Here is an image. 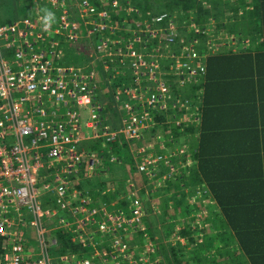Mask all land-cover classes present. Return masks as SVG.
Wrapping results in <instances>:
<instances>
[{"label":"built area","instance_id":"2783aa9c","mask_svg":"<svg viewBox=\"0 0 264 264\" xmlns=\"http://www.w3.org/2000/svg\"><path fill=\"white\" fill-rule=\"evenodd\" d=\"M101 1L102 4L105 0ZM109 1L111 7L116 6L115 0ZM26 2L29 16L0 22V237L7 241L0 264H90L89 259L75 252L60 251L53 236L58 230L69 234L74 246L84 244L83 235L99 238L93 245L94 255L107 248L110 259H125V264H144L145 259L128 260L132 253L128 243L124 242L127 233L140 234L144 242L142 254L148 257L145 264H154L151 240L141 230L142 206L135 196L134 183L128 184L125 194L129 202L128 214L122 209L89 206L81 192L71 189V178L82 162L94 168L102 161L97 154L81 148L80 143L85 139L112 142L118 135H123L128 142L141 141L151 126V113L164 109L171 97L170 84L163 76H174L179 84L201 79L206 56L217 51L218 46L206 44L209 31L204 29L195 31L205 35L202 49L199 38L180 37L179 30L183 28L176 25L173 15L167 13L153 19L160 25L167 23L163 26L165 34L156 35L150 24L139 22L135 23L134 29H127L131 41L125 42L121 48L123 52L118 51L121 37L102 41L101 36L93 46L95 52L109 53L111 60H120L118 53H123L133 60L132 63L129 61V66L134 83L140 80L141 85L147 84L142 90L136 84L127 89L121 87L114 99L123 101L120 102L122 126L109 129L103 124L102 110L94 95V71L70 64L63 66L59 57L63 55L62 44L90 40L95 33L113 32L117 26L104 22L105 11H97L89 0ZM65 3L75 5L86 15L95 14L97 18L92 27L81 28L78 35L65 34L73 25ZM43 10L53 14L54 10L60 11L58 20L53 19L47 29L41 19ZM193 28L196 27L190 22L187 29L192 31ZM154 39H157L156 43ZM132 41L136 47L131 46ZM175 41L182 51L175 53L178 59L172 57L174 63L167 70L149 62L150 59L145 63L139 56L137 48L140 47L147 51L156 47L160 54L165 49L174 52L176 49L171 48ZM179 102L175 100V104ZM185 115L190 117L185 119L183 116L184 123L196 120L192 115ZM136 148L143 153L151 150L142 146ZM171 156L173 154L166 155ZM166 157L161 149L153 158L149 154L141 155L136 165L138 173L146 174L149 170L153 173L160 162L168 165ZM110 162L114 159L110 158ZM174 170L170 168V173L164 177L177 172ZM52 203L56 208H51ZM55 210L61 215L52 224ZM85 226L92 227L88 234Z\"/></svg>","mask_w":264,"mask_h":264},{"label":"trees","instance_id":"16d2710c","mask_svg":"<svg viewBox=\"0 0 264 264\" xmlns=\"http://www.w3.org/2000/svg\"><path fill=\"white\" fill-rule=\"evenodd\" d=\"M89 1L97 11H105L104 22L108 25L132 27L133 22H139L150 24L156 35L165 34L163 26L167 23L160 25L153 19L167 13L178 17L176 25L183 28L179 30L182 38H199L204 44L205 35L194 34L187 27L192 22L196 29L210 33L209 20L215 22L217 30L226 29L229 37H239L235 44L221 42L216 52L206 56L201 79L179 84L172 80L174 77L163 76L170 84L171 97L164 109L151 113V126L144 136H151L149 142L156 140L152 142L154 149L162 148V153L180 158L181 165L175 164L177 172L167 175L159 192L150 193V197L161 204L156 210L161 223L167 221L168 226L176 220L181 227L177 234L182 238L167 247L163 264H185L184 259L190 260L189 264H264V0H233L230 4L227 0H115V7L103 0L107 3L104 8L99 5L101 0ZM9 3L18 5L21 16H29L26 0ZM236 4L242 7L240 16ZM216 5L232 7L226 8L224 17ZM95 34L89 42L92 47L101 36L118 39L122 34L128 37L130 32L102 30ZM180 46L176 42L171 49ZM114 64L121 66L118 60ZM124 65L126 72L115 76L113 89L135 86L133 77L127 75L131 73L129 63ZM176 99L180 101L177 104ZM96 100L101 98L97 96ZM111 104L108 100L106 111L115 113ZM187 110L196 119L191 124L182 121ZM177 118L179 124L175 123ZM123 140L105 143L101 153L107 158L109 149L118 160L124 157L136 170L129 153L130 142ZM169 169L160 162L158 177ZM153 186H148L150 192ZM125 190L128 186L125 189L124 183L114 191H105L104 205L109 210H125L129 205ZM191 197L195 198L193 203ZM144 211L155 216L151 203H146ZM53 236L61 252L77 250L69 234L58 230ZM149 238L152 241L153 237ZM190 245L191 250L186 251ZM6 247L7 241L0 237V257Z\"/></svg>","mask_w":264,"mask_h":264},{"label":"rangeland","instance_id":"374dc122","mask_svg":"<svg viewBox=\"0 0 264 264\" xmlns=\"http://www.w3.org/2000/svg\"><path fill=\"white\" fill-rule=\"evenodd\" d=\"M67 1V0H65ZM77 1V0H76ZM73 0V2H76ZM229 2H227L228 4L231 3V1L233 0H227ZM68 2H71V0H68ZM234 3V1H233ZM66 4V3H65ZM67 5V13L69 16V20L72 21L70 22L72 25L71 28H69L68 30H66L65 34L70 35L71 33H76L78 35V33L81 32V27L83 26L84 29L85 28H90L92 27V25L94 24V22L96 21L95 19L97 18L95 14L92 15H86L87 13L83 12L82 9L76 8L75 5ZM103 7V5H105L107 7V3L103 2L101 4ZM218 6L217 8H219L221 10V12H224V17H226L227 12H226V8L229 10L232 6L227 5L226 7L224 5H216ZM241 6V5H240ZM237 9H239V11L237 12L238 16L239 13H241V8L239 7V4H236ZM104 8V7H103ZM18 5L14 4V3H9V0H0V22L5 21V23L8 22H13V20L18 19V17H21V12L18 11ZM130 10V9H128ZM54 20H58V14L60 13L59 10H54ZM106 14V13H105ZM174 16V21L178 18L175 14H173ZM211 32L207 33L206 35V40L207 41V45H214V47L218 46L221 42L224 43H233L235 44L238 40L239 37H229V32L226 31V29H222L221 31L217 30L215 22H211ZM134 23V24H133ZM132 24L134 26L132 27H117V29L114 32H120L122 29H125L124 31H126L127 29H134L135 27V23L138 22H133ZM89 25V26H88ZM55 26V25H54ZM76 27V29H75ZM81 29V30H80ZM193 33L196 34V28L192 29ZM96 37V34L94 35V38ZM106 37H101L102 41H105ZM90 40H85L82 39L79 42H75L73 44L67 43V46H69V49H63L61 50L62 52V56L59 57V62L61 63V65L63 66H68L69 64H73L72 66L74 67H79V68H84V70L88 69V70H93L94 71V79H95V87H96V93H99L100 97H101V101H99L100 104V108L102 110L101 113V117L105 120V118H110L111 120L117 121V128H120V125L122 126V121L119 118L120 114V108H121V104L118 103L114 97H116L119 94V91L121 89L120 86H116L113 89V79L115 78L116 75L122 74L124 76L125 72H126V66L124 65L125 63H129V61L132 63L133 60H131L128 57H125V55H123V50H121V48H124L125 42L126 41H131L129 37H125L124 34H122L121 37V45L120 48L118 49V51H121L118 53V56L120 57V60L117 58L118 63L121 65L120 67H117L116 64H114V60H111V57L109 56V53H105L104 51H97L95 52L94 47H92L90 45ZM97 43V42H96ZM96 43H93V45H95ZM135 42L132 41L131 46L132 47H136L137 45L133 44ZM205 44V42H204ZM204 44L200 47L201 49L204 47ZM244 47V46H243ZM70 48H72L73 51L70 50ZM181 48V47H179ZM176 49L174 52H169L167 51V49H165V51L160 54L159 52L156 51V47L149 50V52L145 49H143L142 47L137 48L138 49V53L139 56H141V59L147 63V59H150V61L154 62L155 64H157L158 66L160 65L161 68L165 69L166 67L170 68L171 64L174 63V61L172 62V57H174V59H178V55H176L175 53H180L182 50L181 49ZM140 49V50H139ZM205 49L207 50V47H205ZM76 52V53H75ZM122 54V55H121ZM144 56V57H143ZM160 59H163L160 61ZM171 59V60H169ZM165 60V61H164ZM160 69V68H159ZM163 74V73H162ZM128 77H133L132 73L127 74ZM174 77V76H173ZM116 78H118L116 76ZM175 79H172L173 81H178V79L176 77H174ZM134 77H133V82H134ZM143 81L147 82V79H144ZM137 85L138 89L142 90V87L145 88L147 86L146 85H141L140 84V80L138 81V83H135ZM132 87V86H131ZM151 86H148V88H150ZM124 89H127V87H124ZM134 90V89H132ZM183 93V92H182ZM110 100L112 101L111 104V109L115 110V115L116 117L113 118L112 117V113L110 112L111 110L106 111V107L107 106V101ZM122 110V109H121ZM185 114H192L191 110H187ZM190 116H186L185 115V119L188 118ZM170 117L168 116L167 119H169ZM180 119H176L175 123L179 124ZM182 121H184V117L182 118ZM106 123V122H105ZM191 124V123H190ZM111 123L106 124V126H110ZM111 129V127H109ZM151 136L150 135H145L141 141H127L129 150H130V156H131V160L133 166L135 167L138 164L139 159L141 158V155L144 156V154H149L151 158H153L160 149H154V145L153 143L156 142V140L149 142V138ZM104 145V143L102 144ZM136 146H142V147H146L148 149V152H142V150H140L139 148H136ZM109 154L110 157L101 158L102 161L101 162H106L108 161L109 165L106 167V171L105 174L102 176L100 175L99 179L104 181L105 183L107 182H113L115 183V185H113L114 187H118L119 185H122L125 183V185H127L128 182H132L136 185L135 186V196L138 197L139 199V203L142 206V217H141V230L143 232H145L146 235H150L151 237H153L151 243H152V248L154 249V254H153V258L151 259V261L156 264V262H158L159 256H160V264H163L164 258L166 257L165 254H168L169 248H167L168 246H174L175 244H177L178 240L180 238H182L180 235H178V231L180 230V225L177 224L176 220H173L171 222H169V225L167 226V221L164 223H161V218L156 216V210H157V206L161 207V204L159 201H155L152 200L150 197V193L155 194L157 192H159L160 190V186H162V181L164 179H166L167 177H164L165 174L162 175V177H158V173H159V166L157 167L156 170H153L151 173L150 170L149 172L147 171L146 174L144 172H139L136 170H132L131 169V165L129 162H127V160L123 157V160L120 161L118 160V158H116V156L111 152H107ZM166 157V154L163 153ZM124 156V155H123ZM110 158L114 159V162H110ZM127 158V157H126ZM166 159H168V167L172 168L173 171L174 170V166L175 164L177 166L181 165L180 164V158L174 159V157H166ZM104 168V167H103ZM175 169L178 170V168L175 167ZM170 169L168 170L167 173L169 172ZM101 173V172H100ZM166 173V174H167ZM99 174V173H98ZM159 179V180H158ZM155 183H154V182ZM112 183V184H113ZM109 185V187L112 186ZM150 185H155L152 188V191H149V187ZM106 187V191H110V188ZM148 187V188H147ZM114 191V190H111ZM146 191H149V193ZM152 200V201H151ZM193 201H195V198L191 197L190 198V202L193 203ZM151 203V206L153 207V210L155 211V216L152 214V212L150 213L149 211L145 212V205L146 203ZM150 207V206H148ZM123 210V209H122ZM126 214L129 213V207L126 206ZM151 211V210H150ZM55 214L54 218L52 220V224H55V222L58 220V216L61 215L60 212L55 210ZM175 221V222H174ZM92 226V225H91ZM93 228H95L94 226H92ZM92 227L90 228L89 226H85L84 230L86 232V234H88V232L91 231ZM166 230L169 231V234H167ZM31 232V231H29ZM32 233V232H31ZM33 234V233H32ZM84 236V244H79L78 245V250L75 251V254H78L79 256L82 257H86L87 259H89L90 264H125V259H121V260H112L109 258V252L107 250V248L105 250H99L97 255H94V242H98L100 239L93 237V235H83ZM125 239L124 242L129 245V251L130 253H132L131 257L128 258V260L130 258L137 260V262L139 260H144V264L146 263V258L145 255L142 254V251L144 249V242L141 239L140 234H135V233H127L125 235ZM149 236V237H150ZM29 238V237H28ZM91 238V239H89ZM105 248V247H103ZM191 250V245L186 247V251H190ZM160 252V253H159ZM213 253V250H212ZM100 254V256H99ZM90 256H92L93 258H91ZM181 259H184L181 257ZM186 260L185 264H189L190 260L184 259ZM127 262V261H126ZM175 264V263H174Z\"/></svg>","mask_w":264,"mask_h":264},{"label":"crops","instance_id":"0c3cea01","mask_svg":"<svg viewBox=\"0 0 264 264\" xmlns=\"http://www.w3.org/2000/svg\"><path fill=\"white\" fill-rule=\"evenodd\" d=\"M66 46H67V43L62 44L63 49L68 48V46L67 47ZM94 95L96 97L98 96L99 98H101L98 93H95ZM118 115H119V118L121 120V118H122L121 114H118ZM112 117L113 118L116 117L115 113H112ZM109 123H111V125L107 127L106 124H109ZM116 123H117V121L111 120L110 118H105V120L103 119V124L107 128L111 127V129H115ZM120 138L124 139L123 141H125L126 144L128 143L123 135H118L116 137V140H120ZM99 140H97V139H90V140L85 139L80 143V146L86 152L95 153L98 155V157L105 159L103 157V153H101V152H103L104 148H106L107 145H105V143L102 139H99ZM98 142H99V146H96V144ZM103 143H104V145H102ZM92 147H94V148H92ZM109 151L110 150L108 149L107 152H109ZM129 152H130V150H129ZM108 157H110V156H108ZM108 163H109L108 161L99 162L98 165L96 164L94 166V168H91L88 164H85L84 162H82L80 164V166L78 167L76 173H74L72 178H71V180H72L71 189L74 191L81 192V195L86 197L89 206H94L97 208L106 207L104 205V200L106 201V194H105L106 190L104 191L103 188L109 187V185H111L113 182L109 181L108 183L107 182L105 183L102 180H100L99 177H100V175L103 176L105 174L106 167L109 165ZM128 184H132V182H128L127 185H125V189L127 188ZM113 185H115V183H113L112 186L109 187L110 190L116 189V186L114 187ZM126 192H127V190H125V193ZM111 204H114V202H112ZM50 206L52 209H53V207L56 208L53 205V203ZM160 262L161 261H160V256H159L158 262H156V264H160ZM61 264H70V263L67 262V263H61Z\"/></svg>","mask_w":264,"mask_h":264},{"label":"clouds","instance_id":"9594fccd","mask_svg":"<svg viewBox=\"0 0 264 264\" xmlns=\"http://www.w3.org/2000/svg\"><path fill=\"white\" fill-rule=\"evenodd\" d=\"M41 19L43 21V27L47 29L54 19V14L50 11L43 10Z\"/></svg>","mask_w":264,"mask_h":264}]
</instances>
